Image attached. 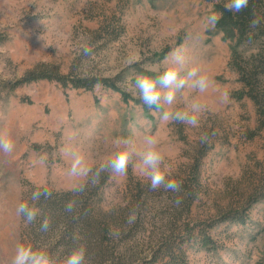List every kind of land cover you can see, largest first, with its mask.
Here are the masks:
<instances>
[{"label":"rangeland","instance_id":"obj_1","mask_svg":"<svg viewBox=\"0 0 264 264\" xmlns=\"http://www.w3.org/2000/svg\"><path fill=\"white\" fill-rule=\"evenodd\" d=\"M224 2L0 0V136L14 142L10 154L0 153V264H10L19 242L57 257L68 251L63 246L68 218L49 222L42 232L40 218L25 224L15 206L35 187H47L61 199L80 183L86 187L73 193L77 202L88 199L100 216H114L113 227L118 218L126 222V234H115L111 244L121 243L119 253L130 241L126 254L134 253L137 263L147 264L162 241L174 235L183 254L175 262L166 256L155 264H264V200L247 207L262 173L264 129L258 130L254 101L243 95L247 88L233 56L236 48L242 69L258 71L256 84L264 89V0H249L250 23L239 45V35L228 37L217 24L202 27V18L209 11L221 13ZM256 17L261 22L251 27ZM174 49L214 83L203 94L185 87L178 98L177 107L194 98L205 105L196 128L162 123L132 86L136 74L161 71ZM43 70L70 79H111L117 89L95 84L86 90L73 87L71 80L63 86L45 78L17 84ZM145 135H154L164 149L182 181L178 191L150 190L133 167L123 176L104 172L96 179L91 172L68 174L73 151L94 171L117 140L139 141ZM182 196L189 205H182ZM43 200L38 202L41 218L52 215L42 209ZM135 223L139 230L128 234ZM186 224L194 227L191 235L180 232ZM173 228L180 229L173 234ZM201 228L211 242H203ZM72 238L77 246L85 242L78 229Z\"/></svg>","mask_w":264,"mask_h":264},{"label":"clouds","instance_id":"obj_2","mask_svg":"<svg viewBox=\"0 0 264 264\" xmlns=\"http://www.w3.org/2000/svg\"><path fill=\"white\" fill-rule=\"evenodd\" d=\"M249 0H225V11L239 13L247 8ZM221 13L209 11L202 18L204 29L214 28ZM261 22L259 17L251 21L250 26L255 27ZM85 54L90 49H84ZM165 66L157 74L138 73L133 80V88L138 94L139 100L146 107L159 112V120L169 124L179 122L192 128L200 126L206 107L197 99L177 107L178 98L185 87L194 89L198 94L206 93L214 88V83L209 74L197 66L190 65L187 56L180 50L174 49L163 62ZM227 96L220 94L221 102H225ZM206 139V137H204ZM114 150L98 165L94 171L88 168L83 156L73 151L68 174L75 177L87 176L92 173L93 179L101 173L108 172L111 175L123 176L129 167L137 170L142 183H146L150 190H164L176 192L181 188L182 181L174 175V169L167 155L154 135H145L139 141L133 138H123L115 142ZM14 142L10 137L0 136V153L10 154L13 151ZM86 183H80L73 187V193L83 192ZM52 196V190L47 187H35L28 199L22 200L15 206V214L23 218L25 224H32L40 218V228L46 232L49 228V219L42 216L38 202ZM179 203V200L176 201ZM76 201L69 199L64 209L72 212ZM133 217H129V222ZM75 239V237H74ZM87 250L81 244L71 248L61 256H53L46 248L37 247L30 242H19L15 245L10 264H86Z\"/></svg>","mask_w":264,"mask_h":264},{"label":"trees","instance_id":"obj_3","mask_svg":"<svg viewBox=\"0 0 264 264\" xmlns=\"http://www.w3.org/2000/svg\"><path fill=\"white\" fill-rule=\"evenodd\" d=\"M220 11L222 13V16L217 22V26L222 29L228 37L233 36L236 38V34L239 35V41H237V45H239L240 41L243 38L242 36L246 32L248 24L250 23L247 16H250V14L252 13L251 7H247L243 11L236 14L225 11L223 7L220 8ZM237 52L238 50L235 48L233 50V56L237 63L236 69L240 74H242L241 80L245 83V86L247 88L246 93L244 92L243 95H247L254 101L257 107L258 114V130H262L264 129V89L260 88V85L258 86L256 84V76L258 74V71H254L248 74L242 69L241 65L238 63L239 55ZM262 58L264 61V54ZM262 66H264V64ZM43 78L56 79L61 82L63 86H67L69 83L68 80H71L70 82H72L73 87L84 88L86 90H91L95 84H102L105 87H112L114 89H117V87H115L116 85L114 80L111 79H70L69 77L63 75H54V73H52L50 70H43L38 73L29 74L28 77L18 81L17 84L35 81ZM194 167V171H196L198 169V165L196 164ZM258 167L262 168V173L258 180V185L248 196L249 203L247 207L259 200H264V161L258 162ZM105 180L106 178H101L102 183H104ZM74 197L75 196H73V193L69 192L63 194V196H61V199L51 196L46 200L44 199V202L40 203L43 210H46L48 212L50 211L52 213V215H49L50 217H47L49 219V222H52L53 220L57 221L63 216L69 219L68 237L70 238V240L68 239L67 241L68 237L65 236L63 238V246H65L68 251L71 248L77 246L72 237L74 230L78 229L81 235L85 238V242L82 243V245L87 250L86 264H140L137 263V260L133 259L134 253L130 257H128L126 254V252L132 248L131 246H129L130 243H128L130 241L126 242L127 244L124 251L119 253L117 252V248L121 245V243L117 244L116 242L114 244H111L112 237L115 236V234H120V236L126 234L124 227V224L126 222L123 220V218H118V221L115 222V227H113L111 219H116L114 216H100L90 205L88 199H86L84 202H77ZM192 198L193 197L191 196V199ZM69 199H73L76 201L75 207L72 212H66L64 209V205ZM183 199L184 200L182 205H189V201H187L184 197ZM230 214L228 216H232V214ZM241 218H244L243 214L241 215ZM176 229L178 230L180 228H173L171 230L173 234H176ZM135 230H139V224L135 223L134 226L131 227V230L128 231V234H132V232H134ZM183 231L185 232V234L191 235L194 231V227H192L190 224H186L184 229H180V232ZM200 231L201 233L204 232V234H202L203 242H211V237L208 235L205 229L201 228ZM173 236L167 237L162 241L161 245L158 247V249H156L154 255L150 258V260L146 261L147 264H155V262H157L159 258L164 259L166 256H169L172 262H175L177 258L181 257V255L183 254V251H181L182 247L174 242V239L172 238Z\"/></svg>","mask_w":264,"mask_h":264}]
</instances>
